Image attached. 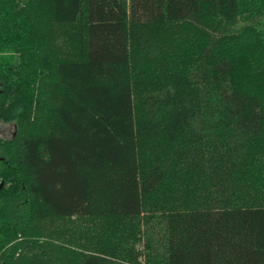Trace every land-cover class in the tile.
I'll use <instances>...</instances> for the list:
<instances>
[{
    "label": "trees",
    "instance_id": "trees-1",
    "mask_svg": "<svg viewBox=\"0 0 264 264\" xmlns=\"http://www.w3.org/2000/svg\"><path fill=\"white\" fill-rule=\"evenodd\" d=\"M0 121V264H264V0H0Z\"/></svg>",
    "mask_w": 264,
    "mask_h": 264
},
{
    "label": "rangeland",
    "instance_id": "rangeland-1",
    "mask_svg": "<svg viewBox=\"0 0 264 264\" xmlns=\"http://www.w3.org/2000/svg\"><path fill=\"white\" fill-rule=\"evenodd\" d=\"M15 130H16V127H15L14 124H12V123H3V122L0 121V136L1 137H4V138H8L10 136L14 137ZM82 223H83V221H80L78 219H74V220L64 219V220H62L60 222V225L63 228H74L75 226L81 225ZM52 228L57 229V225H54V227H52ZM51 237L53 239L57 240V241H62L63 240V237L56 235V233L51 234Z\"/></svg>",
    "mask_w": 264,
    "mask_h": 264
},
{
    "label": "water",
    "instance_id": "water-1",
    "mask_svg": "<svg viewBox=\"0 0 264 264\" xmlns=\"http://www.w3.org/2000/svg\"><path fill=\"white\" fill-rule=\"evenodd\" d=\"M2 185V182L0 183V186Z\"/></svg>",
    "mask_w": 264,
    "mask_h": 264
}]
</instances>
